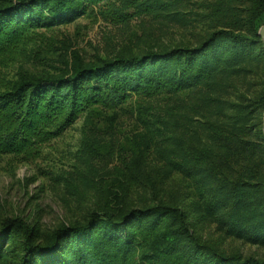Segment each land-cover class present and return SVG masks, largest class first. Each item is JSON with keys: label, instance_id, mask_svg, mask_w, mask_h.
Listing matches in <instances>:
<instances>
[{"label": "rangeland", "instance_id": "1", "mask_svg": "<svg viewBox=\"0 0 264 264\" xmlns=\"http://www.w3.org/2000/svg\"><path fill=\"white\" fill-rule=\"evenodd\" d=\"M255 1L103 0L0 57L4 90L21 80L67 77L76 66L197 49L220 30L246 38H219L196 57L205 61L198 86L90 107L32 153H0V225L20 218L32 245L44 247L57 227L92 213L117 220L130 210L168 206L182 212L187 230L164 215L131 221L129 264H233L203 246L224 258L264 262V160L249 145L257 142L264 156V0L259 7ZM226 129L239 132L246 148L238 147L241 160L225 166L223 179L215 156L235 152ZM254 159L261 164L255 169ZM251 170L259 172L249 178ZM21 244L17 234L6 237L0 264H18Z\"/></svg>", "mask_w": 264, "mask_h": 264}, {"label": "trees", "instance_id": "2", "mask_svg": "<svg viewBox=\"0 0 264 264\" xmlns=\"http://www.w3.org/2000/svg\"><path fill=\"white\" fill-rule=\"evenodd\" d=\"M103 0H23L14 6H0V57L6 56L16 47L26 44L39 29H50L63 21H72ZM256 7L260 1L256 0ZM255 14L263 11L255 10ZM219 38L232 41H245L240 34L227 30L213 32L200 48L178 52L173 50L164 54L147 53L140 57L116 58L97 66L82 68L76 66L71 75L64 78H33L18 81L4 90L0 89V153H32L38 145L60 137L90 107L110 108L124 104L132 94L146 97L162 93H177L202 83L203 60L196 57ZM200 67V69H199ZM264 103V99H263ZM264 105V104H263ZM228 119L235 127L237 121ZM239 131V128H236ZM231 130L236 131L233 127ZM226 129L234 142V154L223 153L215 156L222 169L217 175L225 178V166L241 160L238 147H244L239 132ZM237 134H239L237 136ZM226 139L220 140L223 142ZM254 157L264 156L257 142H249ZM210 163V158L205 157ZM254 169L261 165L254 159ZM259 170H251L252 174ZM224 176V177H223ZM240 178V177H239ZM241 180L244 176L241 175ZM164 215L178 221L180 231L187 230L184 215L177 208L161 206L144 211L130 210L118 215L115 220L111 214L101 217L90 214L82 223L71 226L60 225L51 236L47 246H34L27 223L20 219H6L0 225V259L4 240L10 234L21 239V258L18 264H129V245L132 238L127 226L131 221L145 217ZM125 226V227H123ZM126 229L120 238L119 231ZM71 238V239H70ZM71 248H66L65 241ZM177 239L161 241L160 247H168ZM173 245V244H172ZM207 253L213 254L221 262L233 264H264L254 259L240 262L236 258H224L214 250L203 246Z\"/></svg>", "mask_w": 264, "mask_h": 264}, {"label": "water", "instance_id": "3", "mask_svg": "<svg viewBox=\"0 0 264 264\" xmlns=\"http://www.w3.org/2000/svg\"><path fill=\"white\" fill-rule=\"evenodd\" d=\"M259 37L262 39L263 44H264V24L259 31ZM262 127L264 129V105H263V112H262Z\"/></svg>", "mask_w": 264, "mask_h": 264}]
</instances>
